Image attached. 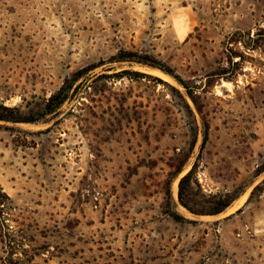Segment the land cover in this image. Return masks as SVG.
Segmentation results:
<instances>
[{
  "label": "rangeland",
  "instance_id": "1",
  "mask_svg": "<svg viewBox=\"0 0 264 264\" xmlns=\"http://www.w3.org/2000/svg\"><path fill=\"white\" fill-rule=\"evenodd\" d=\"M89 67L53 113L0 121V264H264V0H0V104L36 109ZM194 128L175 200L193 165L205 193L245 199L177 204L178 223L165 183Z\"/></svg>",
  "mask_w": 264,
  "mask_h": 264
},
{
  "label": "trees",
  "instance_id": "2",
  "mask_svg": "<svg viewBox=\"0 0 264 264\" xmlns=\"http://www.w3.org/2000/svg\"><path fill=\"white\" fill-rule=\"evenodd\" d=\"M235 57H240L239 54H235ZM112 62H134L141 64L143 66H148L151 68L159 69L162 72L171 75L178 79L179 83L183 85L186 89L185 82L176 76L173 70L164 64L163 62L157 60L154 56L147 53H140L135 51L120 50L117 54L112 56ZM92 67V66H91ZM84 68L73 73L68 77L63 86L53 94L44 105H40L36 109L22 110L18 107H8L3 104H0V121L12 122V123H35L45 116L53 113L56 109L61 107L64 102L69 97V92L72 89L73 85L81 78L85 73L92 69ZM189 98L198 107L196 96L192 92H188ZM188 108V104H187ZM189 109V108H188ZM199 109V108H198ZM200 111V109H199ZM205 139L207 135V130L204 132ZM197 141V129L194 128L193 140L190 144V148L187 152H183L182 155L178 158L176 164H170V167L173 170L169 173V177L165 183V201L162 206V212L164 215L170 217L175 222L184 223L190 222L181 212L177 209V204L181 205L185 210L194 216H214L223 213L226 211L237 198L244 192L242 187L236 188L233 191L226 193H217V194H207L204 192L197 176L195 175L196 165H193L192 168L183 176L179 178L178 182V193L177 201L172 195L171 183L174 179L178 178L183 172V169L188 162L191 153L194 149V146ZM264 173V161L258 166L255 171L256 176ZM264 180L261 184L256 186L248 199L250 202L255 196L259 195L263 189ZM1 196L10 203L12 206L11 198L0 188ZM3 201L0 200V206L3 205Z\"/></svg>",
  "mask_w": 264,
  "mask_h": 264
},
{
  "label": "bare ground",
  "instance_id": "3",
  "mask_svg": "<svg viewBox=\"0 0 264 264\" xmlns=\"http://www.w3.org/2000/svg\"><path fill=\"white\" fill-rule=\"evenodd\" d=\"M157 73H159V72H157ZM244 199H245V195H244V196H242V197H240V198L237 200V202L235 203V205H237L238 203H241V202H243V201H244Z\"/></svg>",
  "mask_w": 264,
  "mask_h": 264
}]
</instances>
